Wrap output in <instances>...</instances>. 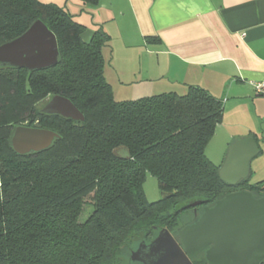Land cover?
Instances as JSON below:
<instances>
[{"label": "trees", "instance_id": "obj_1", "mask_svg": "<svg viewBox=\"0 0 264 264\" xmlns=\"http://www.w3.org/2000/svg\"><path fill=\"white\" fill-rule=\"evenodd\" d=\"M37 20L57 37L58 65L30 72L0 64V264H125L134 242L148 244L162 229L176 236L228 194L264 197V181L251 183L250 174L230 186L206 154L223 121L221 100L195 85L183 93L116 100L105 77L109 37L100 31L85 43L86 27L54 3L0 0V46ZM54 96L69 99L85 121L37 109ZM22 125L61 139L46 151L20 156L11 139ZM148 175L168 196L147 200ZM191 201H203L197 216L194 208L181 209ZM87 204L93 213L81 223ZM193 264L208 262L201 255Z\"/></svg>", "mask_w": 264, "mask_h": 264}, {"label": "crops", "instance_id": "obj_2", "mask_svg": "<svg viewBox=\"0 0 264 264\" xmlns=\"http://www.w3.org/2000/svg\"><path fill=\"white\" fill-rule=\"evenodd\" d=\"M76 6L79 15L89 16L80 24L109 37L105 77L115 96L133 100L183 93L189 85L206 89L224 104L208 158L221 167L235 141L253 137L261 152L251 162V179L264 181V97L250 85L264 80V0H99L97 6Z\"/></svg>", "mask_w": 264, "mask_h": 264}, {"label": "water", "instance_id": "obj_3", "mask_svg": "<svg viewBox=\"0 0 264 264\" xmlns=\"http://www.w3.org/2000/svg\"><path fill=\"white\" fill-rule=\"evenodd\" d=\"M94 31L82 34L90 44ZM60 53L56 35L42 22L35 21L20 37L0 46V64L30 72L56 67ZM46 115L60 116L75 122H84L81 111L62 96H54L42 109ZM61 137L42 128L18 126L11 139L13 150L20 156L50 149ZM261 152L253 137L235 141L219 169L220 179L236 186L250 177L251 162ZM122 157L130 158L122 149ZM162 193V199L165 198ZM203 201H191L182 210L196 208ZM203 255L208 264H262L264 261V197L256 198L250 192H235L218 200L212 207H204L198 220L174 236L162 229L150 242L139 245L132 252V261L140 264H193Z\"/></svg>", "mask_w": 264, "mask_h": 264}, {"label": "rangeland", "instance_id": "obj_4", "mask_svg": "<svg viewBox=\"0 0 264 264\" xmlns=\"http://www.w3.org/2000/svg\"><path fill=\"white\" fill-rule=\"evenodd\" d=\"M39 1H41L43 3H54V4H57L58 6H61V7L67 5L68 6V9H70L71 13L73 14V16L75 17V20L77 22H79L80 20L83 21V20H85L86 18L89 17L88 16V12L82 13L81 15H79L81 12H79L80 9H78V7L76 5L81 6V4L77 0H68V2H66V0H39ZM115 97H116V100H118V101H126V99H122V97L120 98L119 95L118 96H115ZM45 104H46V100L43 101V102H41V103H39L37 105V109L38 110H41L44 107ZM22 126H27V125H22ZM257 180L258 179H256V177H253L251 179V183L258 182ZM144 193H145V196H146V198H147V200L149 202H158V201H160L162 199V192H161L160 187H159V182H158V180L155 177H153L151 175H148L147 176L146 181L144 183ZM185 204H187V202H184L181 205L183 206ZM92 213H93V205H90V204L85 205L83 207L82 214H81V216L79 218V222H81V223L85 222L90 217V215ZM185 219H187V218L184 217V220ZM185 222L186 221H184V223ZM140 243H141L140 240L134 242V244L132 245L133 247L131 248L132 250L128 249L126 251V253L124 255L125 264H131V254H132V251Z\"/></svg>", "mask_w": 264, "mask_h": 264}, {"label": "built area", "instance_id": "obj_5", "mask_svg": "<svg viewBox=\"0 0 264 264\" xmlns=\"http://www.w3.org/2000/svg\"><path fill=\"white\" fill-rule=\"evenodd\" d=\"M250 85L252 86L257 95L264 97V80L250 81Z\"/></svg>", "mask_w": 264, "mask_h": 264}, {"label": "flooded vegetation", "instance_id": "obj_6", "mask_svg": "<svg viewBox=\"0 0 264 264\" xmlns=\"http://www.w3.org/2000/svg\"><path fill=\"white\" fill-rule=\"evenodd\" d=\"M51 98H52V97H50V98H48V99L46 100V104L44 105V107L49 103V101L51 100ZM44 107H43V108H44ZM43 108H42V109H43ZM42 109H41V110H42ZM194 213H195V216H197V211L194 210ZM141 244H144V242H141L139 245H141ZM139 245H138V247H139ZM138 247H137V249H138ZM137 249H136V250H137ZM136 250H135V251H136ZM131 255H132V254H131ZM133 263L140 264L139 262H135V261H133Z\"/></svg>", "mask_w": 264, "mask_h": 264}]
</instances>
